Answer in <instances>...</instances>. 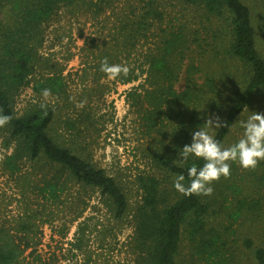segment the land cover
<instances>
[{
  "label": "trees",
  "instance_id": "obj_1",
  "mask_svg": "<svg viewBox=\"0 0 264 264\" xmlns=\"http://www.w3.org/2000/svg\"><path fill=\"white\" fill-rule=\"evenodd\" d=\"M80 1L0 0V114L13 117L9 124L0 127L1 144L11 149L2 166L14 172L20 169L18 162L23 159L37 163V169H32L40 175L35 188L42 198L59 199L72 186L95 189L112 217L121 220L128 213L127 195L113 176L94 165L87 153L84 154L85 147L80 141L82 119L65 120V127L71 134L70 139H65L55 137L51 131L57 118L54 106L46 104L47 108L42 109L41 103H36L21 115L14 111L15 96L40 66L37 49L43 41L42 25L59 7ZM140 1L138 6H131L128 13L117 16L118 23L108 41L127 51L140 39H147L149 35L156 37L143 55L150 86L142 95H137L140 98L136 107L145 127L159 136L156 140L159 149L150 155L161 177L139 178L141 196L131 213L134 264H181L183 240H187L194 251L190 254L193 262L230 264L233 254L224 234L226 231L209 224L212 210L208 195L184 196L175 189L174 179L183 174V183L187 186L190 184L188 168L195 164L199 169L205 163L202 158L190 156L182 167L179 166V159H182L179 153L184 145L191 144L193 132L205 129L222 145L238 116L255 97L264 94V56L257 47L251 9L243 0H176L197 8L207 26L203 24L199 30L160 26L157 32H152L156 23L163 19L160 3L158 0ZM103 45L95 54L94 79L105 75L100 71L101 60L108 57L113 64L117 52ZM193 52L212 56H199L204 66L215 69L213 59L222 56L225 61L239 64L242 73L228 86L222 84V90L217 88L212 74H204L199 83L195 75L202 68L190 58ZM130 69L127 77L117 78L119 82L136 78ZM180 78H183V85L178 90L175 86ZM45 88L57 96L65 93L59 73L34 79V92L41 93ZM216 117L223 125L220 128L206 123L209 118ZM244 203L237 204L238 211ZM260 209L259 201H247V211L254 214ZM24 218L18 230L27 234L36 227V212H25ZM7 239L0 245V264H11L18 255L14 247L9 246L10 238ZM244 246L254 264H264V243L256 245L247 237Z\"/></svg>",
  "mask_w": 264,
  "mask_h": 264
},
{
  "label": "rangeland",
  "instance_id": "obj_2",
  "mask_svg": "<svg viewBox=\"0 0 264 264\" xmlns=\"http://www.w3.org/2000/svg\"><path fill=\"white\" fill-rule=\"evenodd\" d=\"M158 1L163 19L156 23L152 32H157L160 26L199 30L203 24H208L197 8L176 0ZM140 2L82 0L72 6L59 7L42 25L43 41L37 49L40 66L14 99L17 115L36 103L54 106L57 118L51 131L58 138H71L64 124L66 119H82L80 141L85 147L84 154L121 184L128 198V213L121 220L114 219L100 201L98 191L86 187L72 186L59 199L42 198L35 188L40 175L32 169H37L38 164L23 159L18 162L19 170H5L2 161L11 149L4 148L0 140V245L10 238L9 246L18 254L11 264H134L131 213L141 196L139 178L161 177L150 155L159 149L156 141L159 136L145 127L136 107L140 98L137 95H142L150 86L143 55L156 37L149 35L147 39H140L127 51L108 41L118 23L117 16L128 13L131 6H138ZM243 2L251 9L257 47L264 56V0ZM102 44L104 48L117 49L113 64L132 68L135 79L122 83L117 78L109 79L106 74L94 79L95 54ZM206 55L190 54L202 68L195 75L199 83L204 74H212L217 88L222 90V84L228 86L238 80L242 73L239 64L225 61L219 55L221 57L213 59L214 69L200 62L199 56L212 57ZM54 73L61 76L65 93L61 96L51 94L45 101L42 92L33 91L32 83L41 75ZM182 85L183 78H180L175 87L180 90ZM253 112L264 113L263 93L238 116L223 147L243 137L241 121H246ZM229 164L230 176H221L210 185L213 192L208 195L212 210L209 224L226 231L224 234L233 254L230 264H254L244 240L250 237L256 245L264 243V161L255 169H244L238 161H229ZM252 200L259 201L261 206L254 214L247 211V201ZM240 201L245 205L238 211ZM25 212H36L37 216L36 227L27 234L18 230ZM192 252L187 240H183L180 263L203 264L202 260L193 262Z\"/></svg>",
  "mask_w": 264,
  "mask_h": 264
},
{
  "label": "clouds",
  "instance_id": "obj_3",
  "mask_svg": "<svg viewBox=\"0 0 264 264\" xmlns=\"http://www.w3.org/2000/svg\"><path fill=\"white\" fill-rule=\"evenodd\" d=\"M100 71L105 73L109 79H116L120 76L127 77L131 71L126 64H110L108 57L101 60ZM42 96L45 101L51 96L50 89H43ZM83 106L82 104L80 105ZM40 107L46 109V103ZM11 115L0 114V127H4L12 120ZM206 123L209 126L220 128L222 123L219 117L209 118ZM244 129L243 137L229 147H223L218 140L205 129L199 128L192 133L191 144H186L179 153V166L190 156L202 158L205 163L199 169L194 164L188 168L190 184L183 183L185 176L180 174L174 179L175 189L184 196L211 195L213 188L210 186L223 176H230L229 161H238L244 169H255L260 161H264V113L253 112L246 121H241Z\"/></svg>",
  "mask_w": 264,
  "mask_h": 264
}]
</instances>
